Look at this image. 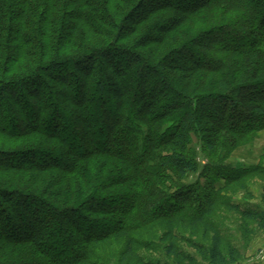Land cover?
Instances as JSON below:
<instances>
[{"label": "trees", "instance_id": "1", "mask_svg": "<svg viewBox=\"0 0 264 264\" xmlns=\"http://www.w3.org/2000/svg\"><path fill=\"white\" fill-rule=\"evenodd\" d=\"M263 130L264 0H0V264L236 263Z\"/></svg>", "mask_w": 264, "mask_h": 264}, {"label": "rangeland", "instance_id": "2", "mask_svg": "<svg viewBox=\"0 0 264 264\" xmlns=\"http://www.w3.org/2000/svg\"><path fill=\"white\" fill-rule=\"evenodd\" d=\"M248 140V142L239 145L224 161L225 163L231 164L234 167V171L255 165H262L264 167V163L260 158L264 151V130L252 133ZM192 146L195 147L196 150H200L199 143L195 137H193ZM201 160L202 159L199 158L198 162H201ZM203 160L206 162V159ZM195 179L196 175L190 176L189 182L195 181ZM248 180L246 184L253 194V198L248 199L245 197L239 188L236 193H231L229 191V194L232 195V201L244 209L264 211V204L261 200L263 188L261 184L262 178L256 175ZM198 181L200 183L205 182L203 178H199ZM225 216L228 219H226L227 221L222 225L223 233L230 238L233 247L240 253L238 261L234 264H264V231H258L257 228L250 227L252 234L250 232V240L249 243L246 244L243 241L241 230L238 228V217L233 213H228ZM183 247H185V245ZM184 251L194 254V251L188 248H185ZM140 255L143 256L146 262H153L154 264H175V262L171 261L172 259L166 260L163 253L159 251H140ZM197 261L201 264L199 258H197ZM114 263L115 262H111L109 264Z\"/></svg>", "mask_w": 264, "mask_h": 264}]
</instances>
